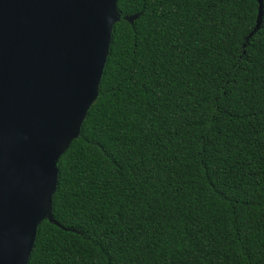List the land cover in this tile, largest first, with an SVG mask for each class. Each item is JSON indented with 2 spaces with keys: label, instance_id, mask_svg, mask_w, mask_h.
<instances>
[{
  "label": "trees",
  "instance_id": "16d2710c",
  "mask_svg": "<svg viewBox=\"0 0 264 264\" xmlns=\"http://www.w3.org/2000/svg\"><path fill=\"white\" fill-rule=\"evenodd\" d=\"M117 0L98 95L27 264H264V0ZM138 13L130 23L124 16Z\"/></svg>",
  "mask_w": 264,
  "mask_h": 264
},
{
  "label": "water",
  "instance_id": "95a60500",
  "mask_svg": "<svg viewBox=\"0 0 264 264\" xmlns=\"http://www.w3.org/2000/svg\"><path fill=\"white\" fill-rule=\"evenodd\" d=\"M116 1L0 0V264H27L40 222L59 225L57 162L98 95Z\"/></svg>",
  "mask_w": 264,
  "mask_h": 264
}]
</instances>
